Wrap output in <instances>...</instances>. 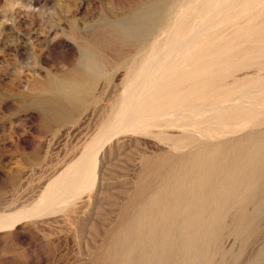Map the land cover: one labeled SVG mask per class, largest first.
Returning <instances> with one entry per match:
<instances>
[{
	"label": "rangeland",
	"instance_id": "rangeland-1",
	"mask_svg": "<svg viewBox=\"0 0 264 264\" xmlns=\"http://www.w3.org/2000/svg\"><path fill=\"white\" fill-rule=\"evenodd\" d=\"M162 1L0 0V220H9L8 218L16 214V216H18L19 212L20 215H22V217L20 215L18 216V220L20 221H18L17 223L10 225L7 228L0 229V264H103V257L107 254V252L110 251V247L112 246L113 241L118 236H120V231L122 232V228L128 223V220L130 222V219L128 218H131V220H135L138 208L140 206L143 207L144 205L148 204L145 200H148L149 202L150 198L159 189L165 188L166 184L164 183V181L166 182L168 180L167 178H170L172 176L174 177L175 173L176 175L180 176L181 169L179 170L178 168H183L185 163L182 164L183 166H181V163L185 162V157L194 155V151H196L195 153L199 151H205L204 149L206 148V145L210 147L206 148V151L210 152H213L211 151V148L212 150H215V148L217 147H215V145L225 144L231 146L232 143L230 144L229 141L235 142L237 139L243 138L244 135H247V133L250 131H241L238 134L226 137L225 140L224 138L222 140L220 139L221 141L211 140L207 135L209 134V131L206 130V133L205 130L202 131L204 128H201L202 126L207 124L206 122L209 121L211 123L208 122V124H211L214 127L213 133L215 132V127L217 129V126L219 125L218 123H216L217 120H215L214 122H212V120H209L210 117L209 119H205L206 122L204 120H201L202 122H205H203L204 124L201 123V121H197L195 127L190 126L189 128L191 129L187 128L186 130L171 128L165 129L164 127L167 126V124L164 125V121H157L151 124L152 128L149 127L147 128V130H143V132L137 131V133H125L124 131H119V135L117 134V132L113 131L112 123H114V117L116 118V115L113 116V110H115V114L118 115V112L120 110L119 107H121L122 103L121 99L125 94V91L127 92L134 84V82L132 81L133 76H130L132 75L133 68H137V66L139 67L141 63L144 64L145 62H148L151 59L150 56L154 57L153 55H156L159 50H164L165 48H167V45L169 46V42H178L179 39L182 40V38L180 37L183 36V38H186L188 36L190 37L200 27H202V29L205 28L203 31L205 33L208 32L207 34H209L210 37L207 34L205 35V33L203 32L204 35L198 34V36H195V38L198 40H202L201 38L206 37L203 39V41L206 39V41H208L209 43L213 42V45L208 47H199V50L192 48L193 53H195V55L201 54V57L205 53V57H202L201 60H205L207 58L210 59L211 57V62L213 61V58L216 59V61L214 60V62L221 66V68L217 67L216 69H218L219 71L220 68L219 72L220 75L224 74L222 75L223 77L221 76V78L220 76H218L219 73L216 74L217 72H213L211 68V71L207 73H209L208 75H211L210 78L216 77V80L213 78L212 81L214 80L216 82L218 76V78L220 77L222 83L219 80V83L217 82L216 86H214L215 82L213 81V86H210V84L212 85V83L207 84L209 76L207 74L200 76L199 79H201L203 76V79L206 78L204 79V81L206 80V84L204 83L206 86L203 87V79L200 80L202 83H195L193 86L201 85V91L206 88L205 90L207 92L203 90L204 95L205 92L207 93L205 96V102L203 103L202 100L197 101L196 97L189 98V96L185 95V93L182 95H178L177 97L176 94L178 93V91H181V86L183 88L185 87L184 89L186 90L193 83H190V86H188L187 84H183L179 87V84L175 82L176 85H173L174 83L171 84V88L169 87L171 90L168 89L169 92H166L168 95L170 94L169 99L167 100V102H165L166 100L163 101L162 105H165L168 102L171 104L174 103L175 106H178H176V109H179L184 101H188L186 106H190V102H193V104H195L196 102V104H200L198 102H201L204 104L203 106H207V103L209 104V106L205 108H212L214 107V105L220 107V105H224L223 100L220 101L223 104L220 103L219 100L218 102L216 101V103H214L215 100L213 99H211L213 100V102H206L211 101L210 99H208V97H212L213 92L214 94H216L215 91H217L218 87L219 89L222 88L221 91L218 90L219 93H226L234 90L235 88L237 90L245 88L244 86L246 85L249 87H253L255 85H260V83H264V65H261V62L264 61V54L260 53H264V48L260 45L262 44L261 42L264 39H261L260 37H264V34H254L255 31L258 32V30L256 29L260 30L258 32L259 34H261L260 32H264V23L261 24V22L264 21V12L262 11L264 7H259L264 6V4H261L264 0H258V2H256L257 0H253L252 3V0H248L249 5H247V0H239L240 2L237 0L238 3H234V0H220V3L218 0H216V3L215 0H213L212 2L209 0H207L209 2L201 0L202 2L199 1V3L197 2L198 0H187L189 4L185 0H176L178 3L180 2L179 4L175 3L177 5L173 3V1L175 0H164L165 2ZM191 2L192 4H194L195 2V4H198L196 6L194 4L193 6L192 4H190ZM168 3H171L172 7ZM213 3H215V6ZM199 4L203 5H201L200 7ZM242 4H244L243 7ZM254 4H257V7ZM245 5L249 7L246 12L243 11V13L247 15V19L245 18L241 10L242 8L243 10L245 9ZM251 5H253L254 8ZM188 6L196 8L197 12L199 10L200 11L198 12V14H196V12L193 10L194 8L192 9ZM239 6H241V8L238 11ZM201 8L204 9L202 10ZM229 8H231L230 13H237V20H234L233 22H229L226 15H223V17L221 15V12L223 14L225 10L227 11V9ZM255 8L256 10H254ZM157 9H163V14L168 13V15H170V18H168L174 22H172V24L171 21H167L166 25L169 28L171 27L170 29L168 28L169 31L168 34H166L167 36L165 34L163 35V30H160L162 32H159V29H161L160 26H163L164 28V25L160 24L155 28L154 34L151 37L149 36L150 38L145 37V39H143V41L145 42H139L141 45L137 43L139 46L133 44H126L123 46V44L121 43V46L120 42H118L119 33L125 31L132 34L134 37H137L136 32L140 31L139 29L145 26L147 22H149L148 16H150L153 10ZM168 9L169 11H167ZM177 9L181 13L183 11V13H179ZM184 9H187L185 10L187 12L192 9L191 11H193V13L191 11L187 13L188 15H190L189 18L188 15L184 13ZM213 9L216 11H214ZM251 9H253L254 11H252ZM175 10H177L176 13ZM240 11L242 13V16L239 14ZM177 12L179 15L177 14ZM254 12L257 13L255 14ZM259 12H263V14L260 13V17H258ZM194 13L196 16L194 15ZM253 13L258 16L254 18L255 15ZM172 14L176 16L174 17ZM182 15H184V18L181 17ZM177 16L178 18L176 19ZM197 16L203 17L199 18L201 19L200 22ZM212 16L213 18H210ZM238 16L240 17L239 20ZM186 17L187 19H185ZM215 17L219 18L220 20L215 19ZM261 17H263V20H261ZM241 18H245V21ZM251 19H255V21L257 19L258 20L255 22ZM185 20H188V22L186 23ZM214 21L216 22V24L212 23ZM253 21L254 24L250 23ZM184 22L186 25H188L186 26L184 24H181ZM221 22L223 23L221 24ZM246 22H248L249 25ZM211 23L213 25H211ZM226 23H229V27H226ZM173 25H175L174 30ZM180 25L182 27L185 26L186 30H184L185 27L181 29L182 27ZM216 25L218 27H216ZM219 25H223V28H221ZM234 26L237 30L234 29ZM238 26H240V28H238ZM215 27L220 28L216 30ZM243 27L246 29H244ZM252 27L255 30L252 29ZM230 28L231 32L229 31ZM221 29H224V31H222ZM214 30H216L217 32ZM219 30L221 31L219 32ZM185 31H191V35H189V33ZM241 31L243 35L248 31L249 35H247V38H251L244 40V37H242L241 35ZM117 32L119 33L117 34ZM175 32H177V34H175ZM236 32L239 34L238 37L234 36V34L238 35ZM114 33H116L117 36L113 35ZM157 34L161 36L160 39L158 38ZM217 34L219 37H217ZM231 34L233 37L231 36ZM200 36L201 38H199ZM228 37L231 39H229ZM236 37L238 41H236ZM254 37L259 41H255V39H253ZM219 38L221 41L219 40ZM223 38L224 41L226 38L227 40L225 42L228 43L231 42L232 39H234L235 41L231 42V44L229 43L233 47L223 42ZM239 38H243V43L242 41L239 42ZM105 39L109 40L106 41ZM116 39L117 41H115ZM207 39L211 40L209 41ZM112 40L115 42H113ZM161 40L163 42H161ZM105 42L107 43V45H105ZM256 42L258 43L256 44ZM112 43H116V45ZM118 43L120 45H118ZM214 43H216L217 45H215ZM223 43L225 44L223 45ZM245 43L248 45H245ZM220 45L221 47L223 46L222 49L220 48ZM228 45L230 46V49L233 48L232 50L234 53L231 50V52H228ZM234 45H236L239 50H242L243 48L244 49L242 51H239L235 46L237 51H234L236 50L234 49ZM262 45L264 46V44ZM212 47L213 51L210 50ZM143 49L145 51H140ZM195 50L196 52L197 50L202 51L196 54V52H194ZM222 50L224 54L227 53V55L225 54L226 56L222 54ZM244 50L246 51L245 53L248 52V54L245 56L243 55L245 54L243 52ZM145 52L147 53V55H145ZM216 54H218V56H215ZM230 54H232V56ZM233 54H235L234 57ZM261 54L263 58L261 57ZM227 56L231 58L228 59V62L227 58H225ZM236 56H238V59L240 60H237V58L235 59ZM243 56L246 58H244ZM251 57L253 58L252 61L249 60V58ZM98 58H100V62L98 61ZM142 58L143 60H141ZM144 58L146 61L144 60ZM260 58L263 60H260ZM209 59H207V61L205 60L206 64H204V61L202 60L201 66H204L203 68H206L205 66L210 63L208 62ZM246 59H248L249 61ZM233 60H236L239 63L241 61L242 65L244 64L242 63V61L245 62V66L243 65L244 69L243 66L235 63L236 61L234 62ZM132 61L134 62V64ZM221 61H225V64L228 63L230 65L229 66L227 64L228 67L233 68V71L236 64L239 66V68L235 67V75L233 72L234 77L236 76L235 78L232 77L230 71L232 69H227L228 67H226L225 64L223 66V63ZM92 62H95L98 64V66H100V72L94 73L92 69H90L89 65ZM231 62L233 65L231 64ZM136 63L140 64L137 65ZM200 63H198V67H196V69L202 68L200 66ZM247 63H249L250 65ZM130 64H132L133 67L131 66L129 68ZM246 65L250 66H248L249 69ZM253 65L255 68L253 67ZM256 65L258 68L262 67V69L256 70L258 69L256 68ZM240 66L242 67V69L240 68ZM88 69H90L91 72H89ZM131 69L132 71L130 72ZM237 69L240 70L237 71ZM79 71L83 72V74L86 73V79L89 77L86 82L87 84L83 86L86 90H82V92L84 91V95L88 97L87 102L85 106L80 110L81 112L78 111V113L76 112L77 114H68L67 112L70 107V98L67 95L68 93L65 94V91H62L57 87L56 83L61 79L66 80V77L69 78L71 75L79 73ZM129 72L131 73L130 75ZM211 72H213V74H211ZM227 72H229L228 74L230 76L227 75ZM102 73H105L107 78L104 75H101ZM226 75L230 78H227ZM101 76L103 78L105 77L106 80L101 78ZM254 78H256L257 80ZM234 79L237 80L235 81ZM124 80L128 82L126 83ZM90 81H92V83ZM235 83H237V86ZM222 84L225 86H222ZM207 85L210 87H208ZM86 86L88 87V89ZM211 88L213 91H208V89ZM89 90H91L92 94L89 93ZM172 91H174L175 95ZM139 92L140 91L138 89L136 93L138 94ZM89 94H91V96H89ZM59 96L61 97V99L59 98ZM185 96L188 98V100H186ZM119 99L121 100V103ZM56 100H58L60 103H55ZM196 104L193 106H196ZM163 107L161 108V110L165 109V106ZM232 107H234V105ZM181 108H184V106H181ZM190 108L193 107L190 106ZM219 112L222 113L221 111H218V113H216L215 115H220ZM151 116L164 117L165 114L162 115L161 113H156L154 114V116L153 114H151ZM111 117H113L112 121L110 120ZM231 117L223 120L222 124L219 121V124L224 127L223 128L222 126H220L223 128V130H229L235 125L233 123H235L236 120H232ZM262 119L264 120V116ZM226 120L230 123L231 121L233 122L231 124L228 123L230 127H228L227 122H225ZM160 127L161 129H159ZM222 128L218 127V129ZM256 129L263 130L264 121L260 126H257ZM217 131L218 130H216V132ZM220 131L222 130H219L218 132ZM103 132H105L106 135ZM114 133H116L117 135ZM184 134H186V139H184L185 136H182ZM188 134L190 136H188ZM163 135L165 136L163 137ZM166 135L168 137H166ZM191 136H193V139L195 138L194 142ZM95 137L97 139H94ZM162 137H166L167 139L162 140ZM174 137L175 139L177 138V140H174ZM182 137L185 141L188 139L187 142L192 140L191 143L189 142V145L187 143V145L183 147V149H185L183 151L180 148L182 145H185L186 142H183V140L181 139ZM106 138H108L110 141H107V143L105 142L106 144L104 146V143L102 141H104V139ZM180 139L184 144L181 143ZM92 140L93 142L95 140H98L97 142L95 141L97 144H93ZM195 140L198 142H195ZM169 141L173 143L179 141L180 143H176L178 146H175V144ZM213 141L215 144L213 143ZM216 141L223 143L216 144ZM98 143H101L103 146L101 144L99 146ZM90 144L93 145L91 146ZM187 146L191 147L192 151L189 147L187 148ZM90 147H94V150L99 149V152L93 169V171L96 173L94 174V181L92 182L91 180L88 186L85 187V191L84 187H81L82 189L79 188L80 190L75 193L76 197L78 195L77 199H75L71 204L67 205L68 207L66 206L64 211L58 210L59 212L55 211L51 213L52 215L48 214L46 216H24L25 214L29 213L28 210H30V212L33 211V213L36 212L45 193L43 192L44 190H46L45 188H47L48 185L53 182V179L56 180L62 173L69 172L71 170L69 166L73 167V165L80 162L85 154H87L90 150H93L90 149ZM201 147H204L203 150ZM178 158L180 161L182 159V161L177 163V161H179ZM174 169H176V172ZM173 170L175 173L173 172ZM148 171L150 172V174ZM146 172L148 173L146 174ZM160 174L161 176H159ZM179 176L176 177L180 178ZM151 178L153 180H151ZM164 178H166V180ZM158 180H160V182H158ZM63 181L64 180H61L60 182L62 184L59 183L60 186L58 185L61 189H63L66 184L64 183L66 180L64 182ZM74 184H76V182ZM142 186L144 187L142 188ZM155 188L157 190L154 192L153 190H155ZM139 189L143 190L141 194L137 193ZM150 192L151 194L154 192L152 196ZM147 195L149 199L145 198V196L147 197ZM140 199H142L141 201L143 203L139 201ZM262 201L260 202L261 204H258L257 206L251 205L249 208L247 207V211H249L248 213L251 214V217L253 218L252 223L254 222L253 228L255 230H253L252 234H245L240 239H235L234 237H230L229 235L228 230L231 228L232 223V221L230 223V219L233 220L232 217L236 211V208L229 210L230 213L228 212L229 215L227 213L223 222L228 224H224L227 228L226 232L228 234L226 236L224 235L225 237L222 236L223 240L221 239L219 241V243L221 242V244H219L220 246H218V244L214 242H211L213 243L212 246L211 244L209 245V251H211L212 254L213 251L218 247L216 249L218 253L216 250L214 251V254L216 256L213 254L214 257L212 264H215L214 260L216 261V264H264V199ZM36 204L38 207L35 209ZM137 204L139 205L137 206ZM32 207L35 209V211ZM26 211L28 213H26ZM134 213H136L135 216ZM230 214L232 215V217H230ZM126 215L127 219L124 218L126 217ZM213 246L216 248L213 249ZM221 246L223 250L219 248Z\"/></svg>",
	"mask_w": 264,
	"mask_h": 264
},
{
	"label": "bare ground",
	"instance_id": "bare-ground-1",
	"mask_svg": "<svg viewBox=\"0 0 264 264\" xmlns=\"http://www.w3.org/2000/svg\"><path fill=\"white\" fill-rule=\"evenodd\" d=\"M175 1H173L174 4L178 3L177 2L178 0L176 2ZM185 1L187 2V0H185ZM199 1L202 2L201 0H198L197 2L199 3ZM205 1H207V0H205ZM209 1L212 2L213 0H209ZM209 1H207V2H209ZM218 1L220 3V0H218ZM226 1H228V0H226ZM236 1L234 0V3H238L239 0L237 2ZM254 1H256V0H254ZM252 2H253V0L251 1V3ZM256 2H258V0ZM158 3H159V1H158ZM187 3L189 4V2H187ZM215 3H216V0H215ZM215 3H213L214 6H215ZM222 3H221V5H222ZM241 3H243V2H241ZM244 3H246V2H244ZM168 4H170V6H171V3H168ZM190 4H192V2ZM194 4H192V5L194 6ZM197 4H195V6ZM261 4H264V1ZM261 4H259V5H261ZM175 5H177V4H175ZM183 5H184V3H183ZM201 5H203V4H201ZM201 5L199 4L200 7H201ZM227 5H229V4H227ZM247 5H249L248 0H247ZM254 5L256 6L257 4H254ZM170 6H169V8H170ZM243 6H244V4H242V7ZM251 6H253V5H251ZM173 7H174V5H173ZM181 7H183V6H181ZM188 7L189 8L191 7L192 9L194 8L192 6H188ZM204 7H205V5H204ZM207 7H209V6H207ZM222 7H223V5H222ZM232 7H234V6H232ZM246 7L244 10H243V8L241 9L242 13H243V11L246 12V10L249 8V7H247V8ZM259 7L262 8L264 6H259ZM240 8H241V6H239L238 11ZM253 8H254V6H253ZM220 9H222V8H220ZM230 9L231 8L227 9V11L225 10V12H224L225 14L224 13L222 14V12H221V15H222V17H223V15L224 16L226 15L229 22H233L234 20H237V16H236L237 13H234V12L230 13V11H231ZM162 10L157 9V10H153V12H151L150 16H148L149 22H147L145 26L140 28L139 29L140 31L136 32L137 37H134L132 34L125 32V31H122V32L119 31L120 33L117 32V34L119 33L118 42H120V44L122 43L123 46L126 44H128V45L133 44V45L139 46L137 43L145 42V41H143V39H145V37H149V36L151 37L154 34V30L157 27V25H160V24L164 25V28H163V26L162 27L160 26L161 29H159V32H162L160 30H163V35L168 34V31L171 27L169 28L166 24H167V21H171L169 19L170 15H168V13L163 14ZM177 10H175V13ZM185 10H187V9H184V11ZM193 10L196 12V14H198V12L200 11L199 10L197 12L196 8H194ZM206 10H208V9H206ZM233 10H234V8H233ZM251 10L254 11V10H256V8L254 10L253 9H251ZM141 11H143V10H141ZM167 11H169V9ZM214 11H216V10H214ZM262 11L264 12V9ZM189 12L185 11L184 13L187 14ZM191 12L193 13V11H191ZM263 12L262 13L259 12V14H258L259 16L255 15L257 12L256 13L254 12L255 13V14L253 13L255 15L254 18L256 16L260 17V13L263 14ZM144 13H145V11H144ZM179 13H181V12L179 11ZM182 13H183V11H182ZM242 13L240 11L239 14L242 16ZM177 14H178V12H177ZM204 14H205V12H204ZM250 14H252V13H250ZM194 15H195V13H194ZM206 15H208V14H206ZM243 15L246 18L247 15H245L244 13H243ZM173 16L175 17L176 15H173ZM189 16L190 15H188V18H189ZM181 17L184 18V15H182ZM200 17H198L199 22L201 20V19H199ZM137 18H139V17H137ZM171 18H172V16H171ZM177 18H178V16L176 17V19ZM201 18H203V17H201ZM210 18H213V16ZM245 18H241V19L244 20ZM261 18H262L261 20H263V17H261ZM185 19H187V17ZM215 19L218 20L219 18L215 17ZM239 19H240V17L238 18V20ZM145 20H146V18H145ZM188 20H190V19H188ZM188 20L187 21L185 20L186 23L188 22ZM243 20H242V22H243ZM251 20L255 21V19H251ZM254 21L250 22V23L254 24ZM172 22L173 21H171V23ZM214 22H212V23L216 24V22L215 23ZM258 22H261V21H258ZM212 23H211V25H213ZM222 23L223 22H221V24ZM246 23H248V22H246ZM262 23H264V21L261 22V24ZM181 24L186 25L185 22L181 23ZM190 24H189V26H190ZM204 24H205V21H204ZM228 24L226 25V27L228 26ZM258 24H260V23H258ZM132 25H134V24H132ZM230 25H233V24H230ZM237 25H238V21H237ZM248 25H249V23H248ZM255 25H257V24H255ZM255 25H254V27H255ZM174 26L175 25H173V30L175 28ZM222 26H220V27L223 28ZM246 26H247V24H246ZM246 26H244V27H246ZM258 26H260V25H258ZM140 27H141V25H140ZM184 27H182L181 29H183ZM216 27H218V26L216 25ZM219 28H216V30H218ZM238 28H240V26H238ZM258 28H261V27H258ZM204 29L205 28L202 29V27H200L195 32L193 31L194 33L192 35L190 34L191 31H189V32L185 31V32L189 33V35H191V36L190 37L185 36L186 38H183L184 36L180 37V38H182V40L179 39L180 41L178 40V42L175 41L174 43H171L168 41L169 46L167 45V48H165L164 50L163 49L159 50L158 53L155 52L156 55H153L154 57L150 56L151 59L148 62H145V63L143 62L144 64L141 63L142 65L139 63L140 64L139 67L138 66H137V68L134 67L132 75H130L131 74L130 72L132 71V69L130 70L129 75L133 76L132 81L134 82V84L133 85L131 84L132 86L130 87V89L127 92L125 91V94L123 95V97L121 99L122 103H121V100L119 99V101L121 103V107H119L120 110L118 112V115L115 114V112H114L115 110H113V113H114L113 116L116 115V118L114 117V123H112L113 124V126H112L113 131L117 132V134H119L121 131H124L125 133L126 132L137 133V131L143 132V130H147V128H149V127L152 128L151 124H153V122H157V121L158 122L164 121L165 122L164 125L167 124V126L164 127L165 129L171 128V129H184V130H186L190 126L195 127V124H197V121L198 122L201 120L205 121V119L206 118L209 119V117H210L209 120H212V122L217 120L216 123H218L219 126H217V129L215 127V132L213 133L214 127L211 124H208L209 121L208 122L205 121L207 124H205L204 126L201 127V128H204L203 130L202 129H200V130H202V131L205 130L206 133H207V131H209L208 132L209 134H207V135H208L209 139H211V140H214V141L218 140L219 141L220 139L222 140L223 138L225 140L226 137L238 134L241 131H246V130H250V131L247 133V135H244V137L242 136L243 138L237 139L235 142L233 141L234 143L232 141H229L230 144L232 143L231 146L230 145L228 146L225 144L224 145L223 144L222 145H215V147L217 146L215 148V150L214 149L212 150V148H211V151H213V152H210V151H206V148H210V147H208V145H206L205 146L206 148L204 149L205 151H199V152L195 153L196 151L193 150L194 155L188 156V154H187L188 157L184 156L185 162L181 163V166H183L182 164H184V163L185 164H184L183 168L182 167L178 168L179 170L181 169L180 170L181 173L177 170L180 173V176L176 175V173H175L176 169H174L175 172H174V170H173V172L175 173V176L167 178L168 180L166 182L164 181V183L166 184V185L164 184L165 188L162 187L163 189H159L156 193H154L157 190L155 188V190H153L154 191L153 196H152L153 193L151 194V192H150V194L152 196L150 198V201L148 202V200H145V201H147L148 204H146V205L143 204L144 206L143 207L140 206L138 208V212L136 211L137 214L134 213V216L136 214L135 220H131V218H128V219H130V222L128 220V223L123 226L122 232L120 231V234H119L120 236H118L113 241L112 246L110 247V251L107 252V254L103 257V264H212L213 257L215 255L214 251L218 247L216 248L213 246V249L216 248L214 251L212 250L213 254H214L213 255L212 252L209 251V249H210L209 245L211 244V246H212L213 243H211V242H214V243L218 244V246H220L219 244H221V242L219 243V241L222 239V236H224V235L226 236L228 234L226 232L227 228L225 227V225H228V224L223 223L224 218L226 217L229 210L230 209L232 210L234 208H236V211L233 214V217L231 215L232 213L230 214V217L233 218V220L230 219V223H231V221H232V223H231V228L228 230L230 237L232 236L235 239H240L243 235H245V234L250 235L253 233V230H255L253 228L254 222L252 223L253 218L251 217V214L248 213L249 211H247V207L249 208L251 205L257 206L258 204H261L260 202L264 199V129L263 130L256 129V127L260 126L264 121L262 119L264 116V83H260V85H255L253 87L243 85L245 88H242L239 90H237L235 88L234 90H231V91L226 92V93H223V92L219 93V91H221L222 88L219 89V87L217 86L218 87L217 91L218 90L219 91L218 92L215 91L216 94H214V92H213L212 93L213 96L210 98L208 97V99L215 100L214 103H216V101L218 102V100H219V102L221 100H223L224 105H222V106L220 105V107L217 105H214V107H212V108H205V107L209 106L208 103H207V106H203L204 105L203 103L205 102V98H206L205 96L207 94L206 93L207 91L205 90L206 88L203 89L206 91L205 95H204V91L200 90V89H202L200 87L201 85H199V86H193V85L195 83L200 84V82H201L200 80L203 79V77H204L203 76L201 79H199L200 76L204 75V74L208 75L209 73H207V72L211 71V69L213 72L214 71H215V73L217 72L216 74L219 73L218 76H220V77L224 74L220 75L219 71H220L221 66H219L216 62H214V60L216 61V59H214V58H213V61H211V62H210V60H212L211 57H210V59L207 58V59H209L208 62H210V63H208V65L205 66L206 68H203L204 66H201L202 60H203V59L201 60V58L205 57L204 56L205 53L203 54L202 57L200 56L201 54L198 55L197 53L198 52L200 53L202 51V50L198 51L199 50L198 48L199 47H208V46L213 45V42L209 43L208 41H206V39L203 41V39L206 37L201 38V36H200L199 38H201L202 40H198L195 38V36H198V34L199 35L203 34ZM232 29H233V27H232ZM234 29L237 30L236 27ZM234 29H233V31H234ZM244 29H246V28H244ZM249 29H251V28H249ZM252 29H254V28L252 27ZM184 30H186V27ZM209 30H210V28H209ZM216 30H214V31H216ZM221 30L224 31V29H221ZM221 30H219V32ZM247 30H248V28H247ZM256 30H258V32L260 31L259 29H256ZM229 31L231 32V28L229 29ZM209 32H211V31H209ZM258 32L255 31L254 34H257V35H262V33L264 34V32H260L261 34H259ZM207 33L208 32H206L205 35ZM169 34H170V32H169ZM175 34H177V32H175ZM245 34H246V39H245ZM113 35H116V33H114ZM207 35H209V34H207ZM241 35H242V37H244V40L251 38V37L247 38V35H249L248 31H247V33H244V35L242 34V31H241ZM172 36H175V35H172ZM231 36H232V34H231ZM234 36L238 37L239 34L238 35L234 34ZM113 37H115V36H113ZM160 37L161 36L158 35L159 39H160ZM209 37H210V35H209ZM217 37H219L218 34H217ZM237 37H236V39H237ZM162 38H164V37H162ZM260 38L262 39L264 37H260ZM260 38H258V39H260ZM169 39H170V37H169ZM229 39H231V38H229ZM229 39H228V41H229ZM242 39L243 38H241L239 40V42H241ZM253 39H255V37ZM256 39H255V41H259ZM105 40L107 41L109 39H105ZM167 40H168V38H167ZM172 40H173V38H172ZM207 40L210 41L211 39H207ZM219 40H220V38H219ZM226 40L227 39L225 38V41ZM263 40L261 42L262 44H264ZM115 41H117V39ZM115 41H113V42H115ZM222 41L225 42L224 38ZM233 41H235V40L232 39L231 42H233ZM236 41H238V39ZM159 42H160V40H159ZM161 42H163V41L161 40ZM216 42H218V41H216ZM231 42H229V43L231 44ZM109 43H110V41H109ZM116 43H112V44L116 45ZM150 43H152V42H150ZM225 43L229 44L228 42H225ZM225 43H223V45ZM236 43H238V42H236ZM242 43H243V41H242ZM257 43L258 42H256V44ZM120 44L118 43V45H120ZM122 44H121V46H122ZM214 44L217 45L216 43H214ZM262 44H260V45H261V47L264 48V46ZM105 45H107L106 42H105ZM245 45H248V44L245 43ZM249 45H251V44H249ZM253 45H255V44H253ZM260 45H259V47H260ZM149 46H151V45H149ZM230 46H232V45H230ZM230 46L228 47L229 48L228 52H231V51L233 52V50H232L233 48L230 49ZM235 46L236 45H234V49H236V47H237V46L236 47ZM241 47H243V46H241ZM142 48H143V46H142ZM192 48L198 49L197 52H196V50L194 51V52H196L197 55H195V53H193ZM220 48L222 49L223 46L221 47V45H220ZM212 49H213V47L210 50H212ZM225 49H227V48H225ZM237 49H238V47H237ZM237 49L234 51H237ZM242 50H239V51H242ZM260 50H261V48H260ZM140 51H145V50L143 49ZM151 51H152V49H151ZM203 51H204V49H203ZM146 52H145V55H147ZM208 52H210V51H208ZM221 52L223 55H225V54L227 55V53L224 54L223 50ZM243 52L245 53L246 51L244 50ZM260 53L264 54L263 52H260ZM247 54H248V52L243 54V55L245 56ZM262 54H261V57H262ZM230 55L232 56V54H230ZM215 56H218V54H216ZM234 56H235V54H233V57ZM240 56H242V55H240ZM249 56H250V54H249ZM145 58H146V56H145ZM145 58H144V60H145ZM225 58H227V62H228V59H231L228 56ZM236 58H237V60H240V59H238V56H236L235 59ZM244 58H246V57H244ZM251 58H249V60L252 61L253 58L252 59ZM99 59L100 58H98V61L100 62ZM207 59H205V60L207 61ZM263 59L260 58V60H263ZM141 60H143V58ZM205 60H203L204 64H206ZM246 60H248V59H246ZM200 61H201V63H200ZM225 61H221L223 63V66L225 64L224 63ZM243 61H244V59H243ZM243 61H242V63H244L243 65L245 66L246 63ZM229 62H230V60H229ZM263 62L264 61L261 62L262 63L261 65H264ZM198 63H200V66L202 67L201 69H196V67H198ZM235 63H238L241 66H243L241 64V61H240V63L237 61ZM133 64H134V62H133ZM139 64H137V65H139ZM227 64L228 63L225 64L226 67H228V65H229V64L228 65ZM231 64H232V62H231ZM247 64H249V63H247ZM253 64H255V63H253ZM249 65H246V66L248 67ZM131 66H132V64H130L129 68ZM241 66H240V68L242 69ZM244 66H243V69H244ZM251 66H252V63H251ZM89 67H90V69H92V71L94 73H98L101 71L100 66H98V64L95 62H92L89 65ZM207 67H209V68H207ZM217 67H220L219 71H218V69H216ZM235 67L239 68V66L237 64L235 65ZM235 67H234V71L236 70ZM249 67H248V69H249ZM253 67H254V65H253ZM256 68H258L257 65H256ZM90 69H88L89 72H91ZM227 69H229V70L232 69L230 71H231L232 77H234L236 71L234 72L233 68H229V67ZM259 69L261 70L262 67L258 68L256 70H259ZM222 70H223V68H222ZM229 70H227V71H229ZM239 70L240 69H237V71H239ZM213 72H211V74H213ZM229 72H227V75H229L228 74ZM233 72H234V75H233ZM85 74H83V72L79 71V73L73 74L69 78L66 77L65 78L66 80L61 79L60 81H58L56 83L57 87L59 89H61L62 91H65V94L68 93L67 95L70 98V101H69L70 107L68 109V112L66 111L68 114H74L76 112L78 113V111H80L85 106V104L87 102L88 97L86 95H84V91L82 92V90H86L83 86H85L87 84L86 82H87V79L89 78L88 77L86 79ZM101 75H104L106 77L105 73L104 74L102 73ZM129 75H127V76H129ZM227 75H226V77L228 78L230 75L229 76H227ZM208 76L209 77L207 80V84L212 83V85L210 84V86H213L214 80L212 81V79L214 78L216 80V77L210 78L211 75H208ZM218 76H217V81L216 82L214 81L215 82L214 86H216V83L220 80V77L218 78ZM105 77L103 78L101 76V78L106 80L107 77L106 78ZM209 78L211 79V82H210ZM204 79H206V78H204ZM204 79H203V81H204ZM254 79H256V78H254ZM110 80H112V79H110ZM248 80H250V79H248ZM124 81L126 82V80H124ZM205 81L203 83L202 82L201 83L204 84ZM90 82L92 83V81H90ZM175 82L179 84V87L183 84H187L188 86H190L189 84L193 83V84H191L190 87L187 86L188 88L186 90L184 89L185 87L183 88L181 86V91H178V93L176 94L177 97H178V95H182L185 93V95H188L189 98L190 97H196L197 101L202 100L203 103L198 102L200 104H196L197 103L196 102L195 103L196 106H193L195 104H193V102H190L191 104H193V105L189 104L191 107H193V108H190V106H186L188 101L187 102L184 101L183 102L184 105L179 104L181 106H184V108H181V106H180L179 109H176L177 105L175 106L174 103L171 104L168 102L165 105H162L163 101L166 100L165 102H167V100L169 99L170 94L169 95L167 94L169 92L168 89L171 88L170 87V86H172L171 84L174 83L173 85H176ZM238 82H239V80H238ZM260 82H263V81H260ZM221 83H222V81H221ZM205 84L203 85V87L206 86ZM235 84L237 86V83H235ZM217 85H219V84H217ZM91 86H93V85H91ZM210 86H208V87H210ZM222 86H225V85L222 84ZM231 86H234V85H231ZM174 87H176V86H174ZM198 87H200V88H198ZM227 87H229V86H227ZM55 89H57V88H55ZM87 89H88V87H87ZM89 89H90V87H89ZM138 89L140 92L137 94L136 92ZM174 89H177V88H174ZM215 89H216V87H215ZM209 90L211 91L212 88L208 89V91ZM89 91H90L89 93H91V90H89ZM222 91H224V90H222ZM172 92L174 94V91H172ZM91 94H89V96H91ZM135 94H137V95H135ZM209 94H210V92H209ZM59 98L61 99L60 96H59ZM174 98H172V99H174ZM186 100H188L187 97H186ZM213 100L206 101V102L210 103V102H213ZM132 102H134V103H132ZM55 103H60V102L58 100H56ZM220 103H222V102H220ZM233 105H234V107H232ZM163 106H165V109L161 110V108ZM62 107H63V105H62ZM188 108H190V109H188ZM115 109H117V108H115ZM224 109H227V110H224ZM223 110H224V112H223ZM218 111H221L222 113L219 112L220 115L218 114L216 116L215 114L218 113ZM156 113L157 114L161 113L162 115L165 114V116L164 117H152L151 116V114H153V116H154V114H156ZM187 117H189V118H187ZM229 117H231L232 120H236L235 123H233L231 121V123H233L235 125L233 126V128H231L229 130H226V129L223 130L224 127L219 124V121L222 124V121L229 118ZM112 118L113 117H111V119H110L111 121L113 120ZM66 120H67V118H66ZM203 122L201 121V123H203ZM225 122H227V120ZM209 123H211V122H209ZM228 123H230V122H227V125H228ZM110 124H111V122H110ZM158 124H160V123H158ZM104 126H103V128H104ZM220 126H222L223 128ZM218 127L222 128V129H218ZM228 127H230V126L228 125ZM159 129H161V127ZM189 129H191V128H189ZM184 130H182V131H184ZM216 130H218V131L222 130V131L216 132ZM103 133L105 134V132H103ZM138 133H140V132H138ZM114 134H116V133H114ZM186 134L182 135L183 137L185 136L184 139L187 138ZM161 135H162V133H161ZM164 136L165 135H163V137ZM188 136H190V135L188 134ZM166 137H168V136L166 135ZM166 137L163 138L162 140L167 139ZM183 137L181 138L182 140H183ZM191 137H192V140L194 142L195 138L193 139V136H191ZM94 139H97V138L95 137ZM174 140H177V138L175 139V137H174ZM178 140H179V138H178ZM182 140H181V143H182ZM196 140H199V139H196ZM196 140H195V142H198ZM211 140H210V143H211ZM95 141L93 142V140H92L93 144L94 143L97 144L96 142L98 140L96 142ZM107 141H110V140L108 138H106V139H104V141H102L104 143V146L107 143ZM187 141H188V139L186 141L183 140V142H186V144L182 145V146L180 145L181 148L180 147L179 148L182 149V151L185 150V149H183V147H185L187 145V143H188V145H189V142L191 143V141H189V142H187ZM214 141H213V143H214ZM218 141H216L217 142L216 144L223 143V142H218ZM169 142H171V141H169ZM178 142L176 141L174 143L173 142H171V143L175 144V146H176L177 144L180 143V142L179 143ZM193 142H192V144H193ZM100 144H99V146H100ZM182 144H184V143H182ZM188 147L189 146H187V148ZM95 148H96V146H95ZM189 148L191 150V147H189ZM203 148H202V150H203ZM90 149H93V150L92 151L90 150L87 154L84 153L85 155L80 162L77 161L78 163H76L75 165L72 164L73 167L69 166L71 169L69 172L62 173L60 176H58V178L56 180L53 179L52 180L53 182L52 183L50 182L51 184H49L48 187L45 188L46 190L43 191L45 193H44L43 198L40 202V206L38 207L37 204L35 206V209L38 207L36 212L33 213L32 210H31L32 212H30V210H28L29 213L26 211V213H28V214H25L24 216H26V215H28V216L31 215L32 217L34 215H36V216H44L45 215L46 216L48 214L52 215L51 214L52 212H55V211L57 212L58 210L64 211L67 205L71 204L75 199H77L78 195L76 197L75 193L78 192V190H80L79 188L84 187V191H85V187L88 186V184L91 182V180H92V182L94 181L93 178H94V174H96V173L93 171V169H94V164H95L96 158L98 156V152H99V149L94 150V147L93 148L90 147ZM196 149H198V148H196ZM191 151H189V152H191ZM189 155H191V154H189ZM178 160H179V158H178ZM181 161H182V159H181ZM181 161L179 160V161H177V163L181 162ZM178 166H179V164H178ZM96 169H95V171H96ZM169 170H171V169H169ZM148 172H146V174ZM149 174H150V172H149ZM159 176H161V174ZM162 176H164V175H162ZM176 176H179L180 178H177ZM156 179H157V177H156ZM164 179L166 180V178H164ZM61 180H64V181L66 180L65 182L63 181L64 183H66L65 186L64 187L61 186V187H63V189H61L59 187L60 186L59 183H61L60 182ZM151 180H153V179L151 178ZM75 182H76V184H74ZM158 182H160V180H158ZM146 185H147V183H146ZM159 186H160V184H159ZM143 187L144 186H142V188ZM142 191L143 190L139 189L137 193L141 194ZM80 194H82V193H80ZM145 198L149 199L148 195H147V197L145 196ZM141 200L142 199H140L139 201L142 202ZM138 205L139 204H137V206ZM35 209L33 208L34 211H35ZM130 212H131V210H130ZM229 213H228V215H229ZM16 215L10 217L11 219L8 218L9 220H5V221L0 220V229L7 228L8 226L13 225V224L17 223L18 221H20V220H18V216L20 215V212H19L18 216H16ZM127 215L124 218L127 219ZM20 216L22 217V215H20ZM125 223H126V221H125ZM248 235H247V237H248ZM219 248L222 249V246ZM221 249H219V250H221ZM217 253H218V251H217ZM221 253H222V251H221ZM214 262L216 264L215 260H214Z\"/></svg>",
	"mask_w": 264,
	"mask_h": 264
}]
</instances>
